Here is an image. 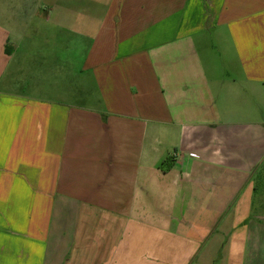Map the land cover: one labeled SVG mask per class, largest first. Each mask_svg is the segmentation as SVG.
Returning <instances> with one entry per match:
<instances>
[{
	"label": "crops",
	"instance_id": "0c3cea01",
	"mask_svg": "<svg viewBox=\"0 0 264 264\" xmlns=\"http://www.w3.org/2000/svg\"><path fill=\"white\" fill-rule=\"evenodd\" d=\"M0 264H264V0H0Z\"/></svg>",
	"mask_w": 264,
	"mask_h": 264
}]
</instances>
